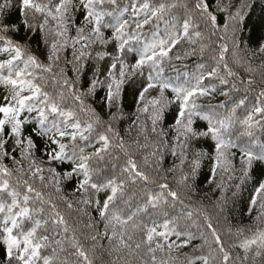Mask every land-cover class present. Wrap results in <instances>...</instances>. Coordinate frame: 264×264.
I'll use <instances>...</instances> for the list:
<instances>
[{
    "label": "snow or ice",
    "instance_id": "obj_1",
    "mask_svg": "<svg viewBox=\"0 0 264 264\" xmlns=\"http://www.w3.org/2000/svg\"><path fill=\"white\" fill-rule=\"evenodd\" d=\"M258 5L264 11V0H0V264H92L78 232L92 250L107 240L113 264L125 254V264H169L173 251L200 239L196 252L209 237L215 247L185 264H235L206 212L183 230L167 213L162 224L141 218L183 204V190L228 225L249 182L254 227L246 236L237 228L243 239L232 247L241 264H264V25L258 36L249 29ZM181 41L192 48L175 60L213 53L215 66L166 74ZM249 92L258 93L251 109ZM217 93L232 104L225 114L228 104L200 103ZM13 173L23 189L5 178ZM129 185L142 186L134 209ZM66 245L75 262L60 259Z\"/></svg>",
    "mask_w": 264,
    "mask_h": 264
},
{
    "label": "trees",
    "instance_id": "obj_2",
    "mask_svg": "<svg viewBox=\"0 0 264 264\" xmlns=\"http://www.w3.org/2000/svg\"><path fill=\"white\" fill-rule=\"evenodd\" d=\"M154 3H158L159 0H153ZM120 3L127 4L129 3V0H120ZM131 15V9H129V12L126 14V17H130ZM262 25H264V11L261 10V7L258 5L255 10L251 13V19L249 21V29H254L256 35L258 36L261 32ZM151 26H146L144 31L148 32L150 30ZM72 34H75V29H72ZM161 34H163V26H161ZM207 42V41H205ZM192 48V45L188 44L187 41H181V43L173 50L171 55L173 56V60L171 63L166 67V74H171L175 76L176 71H179L181 73L185 74H193L197 73L200 70L206 69L209 66H215V62L213 60V53H209L204 60H201L199 54L190 56L186 59L183 60H175L174 57L176 56L177 53L183 54L184 51L188 50L190 51ZM6 53L0 49V58L6 57ZM255 63H259L257 60ZM175 66V70L173 68ZM257 81L259 82V76L256 77ZM207 84L208 81H205ZM218 87H219V82L218 81H213ZM47 90L51 91V86L49 85L47 87ZM6 94V90L3 87V85H0V98ZM169 95H171L169 93ZM244 96L245 93L243 90H241L239 93H233V96ZM258 93L255 92H249L247 93L248 96V101L249 103V109H251L252 105L256 103V97ZM2 102V100H0ZM200 103L204 105H223V104H228V109H225L224 107H220L219 112L221 114H225L226 111L230 110L232 107L231 102L228 100V98L223 97L219 95V93L215 94L212 97H206V98H201ZM66 108H72L74 109L75 106L71 103V101H68L67 104L65 105ZM238 116L242 119L246 113L244 112L243 109H238L237 110ZM83 116V114H81ZM84 119H87L86 116H83ZM203 124V122H200ZM125 127H127V124H125ZM256 137L259 142H264V136H262L259 132L256 133ZM244 139H247L245 137ZM210 142V141H209ZM41 143H43L41 141ZM87 151H92V149H87ZM139 159V157H136ZM6 164L10 166L9 161H5ZM104 167L105 163L101 162L100 164H96L95 162L93 163V167ZM237 167H238V161H237ZM146 171L149 172V175L153 177V179H158L155 173L151 172L150 169H146ZM239 173H237L238 175ZM11 181V183L16 186L18 189H23L24 185L22 182L18 183L16 174L13 173L11 177H5ZM169 179H171V176L169 175ZM219 179V177L217 178ZM238 182V181H237ZM37 189L39 188V185H36ZM142 186L140 185H129L127 189V196L133 197L131 207L134 209L135 205L140 202L141 200V194H140V188ZM151 187H156L155 185H151ZM252 192V187H251V182H249V186L246 188L245 191H243L242 194L238 195L236 197V205L235 208L233 209L231 218L229 220L228 225L224 223L223 220L217 221L216 219V213L214 209L211 207V205L208 203V201H203L201 203L199 200H189L183 193V190H181V199L184 200L183 204L177 203L174 207L172 205H166L161 209H158L156 211H153L152 209H149L148 214L142 216V221L146 223H150V219H155L157 220L158 223L162 224L165 219V213H167L168 219H175L179 217V227L183 230L186 225H192L193 221H196L197 223H203L204 221V214L205 212L210 215L213 219V223L216 225L217 230L220 232L222 239L224 240L226 248L230 251L231 256L233 258V261L235 264H241V260L243 259L244 253L241 249L237 247H232V244L234 242H238L239 239H243V236L237 237L235 235L236 229L237 228H243L244 229V235H250L248 232V229L250 227H254V217L257 215L256 211L252 212V215H248V202L250 199V194ZM103 193H101V197H103ZM211 195V194H209ZM229 195L231 193L229 192ZM127 198V197H126ZM59 203V202H58ZM118 205L120 207H124L122 203L118 201ZM63 210V208L61 209ZM181 210H183L185 213L187 212H192L193 216L192 219L189 220L185 217H180ZM95 215V213H93ZM69 222H73L72 217H68ZM151 226V225H150ZM229 226L231 227V234H229ZM162 230V229H160ZM187 230L192 231L199 235V231L195 227H189ZM43 232V229L40 230ZM82 231L87 232L86 229H82ZM101 231H103L102 226H101ZM207 234V233H206ZM78 239H80L81 243L84 245L85 250L88 252L89 259L92 261V264H113V261L116 259V253H112L111 255L109 254V248H108V241L107 240H102L100 241V244L96 247L95 250H92L91 245L92 242L90 240H85L84 236L81 235L80 232L77 233ZM59 237H57L58 239ZM137 239H139V234L137 235ZM170 239L175 240V237H171ZM179 243V241H177ZM202 244V241L200 239L193 240L191 244H189L187 247H182L178 251H173L172 257H174V260H170L169 264H185L186 260L188 257H195L201 255L203 253L204 255H207L209 252V245L211 247H215L214 244H212L211 238L209 237V245L204 246L201 250H198L196 252H193V248L196 245ZM102 245V247H101ZM67 248V245L65 246ZM44 254H51V248L44 249L42 250ZM60 256V259L63 260L65 257H68L70 261L75 262L77 260V257L75 256H69V253L74 251L71 248H67L66 252H59L57 250ZM240 257L241 260H237L236 258ZM0 259H3V246L0 245ZM81 264H84L83 259L79 258ZM132 258L127 257L126 254L123 256L120 260V264H125V260H131ZM164 259L168 260L167 253L164 255ZM222 258L218 257L217 264H221ZM136 264H139V261H136ZM197 264H200L199 261H197ZM247 264H252V261L249 260Z\"/></svg>",
    "mask_w": 264,
    "mask_h": 264
}]
</instances>
